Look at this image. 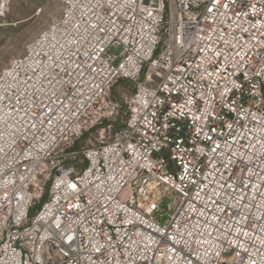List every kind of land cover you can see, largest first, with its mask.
Here are the masks:
<instances>
[{
    "label": "built area",
    "instance_id": "built-area-1",
    "mask_svg": "<svg viewBox=\"0 0 264 264\" xmlns=\"http://www.w3.org/2000/svg\"><path fill=\"white\" fill-rule=\"evenodd\" d=\"M57 1L0 73V264H264V0Z\"/></svg>",
    "mask_w": 264,
    "mask_h": 264
},
{
    "label": "rangeland",
    "instance_id": "rangeland-1",
    "mask_svg": "<svg viewBox=\"0 0 264 264\" xmlns=\"http://www.w3.org/2000/svg\"><path fill=\"white\" fill-rule=\"evenodd\" d=\"M60 16L57 0H10L7 16L0 20V73L9 62L23 54L24 48ZM112 93L121 97L122 87ZM89 138L85 135L81 144Z\"/></svg>",
    "mask_w": 264,
    "mask_h": 264
},
{
    "label": "trees",
    "instance_id": "trees-1",
    "mask_svg": "<svg viewBox=\"0 0 264 264\" xmlns=\"http://www.w3.org/2000/svg\"><path fill=\"white\" fill-rule=\"evenodd\" d=\"M122 87V90H123V93L124 92H129L131 93L133 91V87L130 83L126 82V81H118L116 84H114L111 89H110V95L112 98H115V99H120L119 97L115 96L113 93H112V90L114 88H120ZM45 197V196H44ZM39 206L35 207V210L38 209Z\"/></svg>",
    "mask_w": 264,
    "mask_h": 264
}]
</instances>
